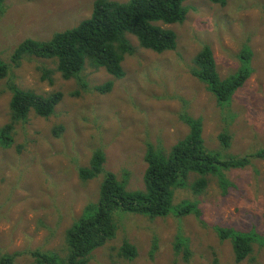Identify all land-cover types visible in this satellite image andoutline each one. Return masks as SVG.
<instances>
[{"label":"rangeland","instance_id":"374dc122","mask_svg":"<svg viewBox=\"0 0 264 264\" xmlns=\"http://www.w3.org/2000/svg\"><path fill=\"white\" fill-rule=\"evenodd\" d=\"M93 1L3 0L0 58L10 75L0 81V128L9 122L8 82L39 95H63L53 115L30 113L26 123L14 126L11 146H0V257L18 254L13 264H31L34 251L63 255L66 229L97 199L101 178L83 184L77 177L95 150L104 154V170L124 180L127 191H142L147 145L167 152L182 139L188 132L182 112L202 120L210 150L220 149L223 132L231 135L224 156L264 148V0H226L223 7L187 0L182 23L161 25L175 33L174 50L157 54L127 35L134 53L122 61L121 79L88 64L78 79L64 80L52 60L26 56L17 66L11 62L20 42L44 41L76 26L89 17ZM203 46L210 48L221 78L240 67L243 48L251 51V75L226 106L191 75ZM109 81V92L95 90ZM222 176L224 187L208 176L196 194L190 185L198 177L190 174L184 188L174 189L173 206L194 203L198 216L149 219L116 212L114 237L87 264H264V160ZM219 228L254 233L252 253L236 263L229 241L218 238ZM179 236L184 243L176 251ZM124 243L135 248L133 259L121 256Z\"/></svg>","mask_w":264,"mask_h":264},{"label":"trees","instance_id":"16d2710c","mask_svg":"<svg viewBox=\"0 0 264 264\" xmlns=\"http://www.w3.org/2000/svg\"><path fill=\"white\" fill-rule=\"evenodd\" d=\"M187 0H94L88 18L76 26L54 33L49 39L37 41L25 39L20 42L11 62L17 66L19 60L32 56L55 62L56 71L64 80L78 79L86 64L94 69L103 68L114 79L124 76L121 63L126 55L134 53V47L127 35L134 37L138 46L161 54L176 47L175 33L161 25L182 23L187 14L184 3ZM213 5L225 6L226 0H207ZM3 0H0V13H3ZM251 51L245 47L240 51V67L232 74L221 78L218 75L213 54L208 46H203L193 58L190 70L217 104L226 106L233 94L249 79ZM10 67L0 58V81L8 79ZM109 81L95 90L104 94L112 89ZM10 93L8 102L9 122L0 128V146H11V133L14 126L26 123L30 113L48 118L62 101L60 92L39 95L22 90L14 83H7ZM5 91H7L5 89ZM181 122L187 127V134L167 152L147 145L144 155L146 168L142 181V191H127L124 180L104 170L105 157L101 150L92 152L87 166L77 169V177L86 183L101 178L96 201L89 200L79 217L66 229L63 243V255L54 252L30 253L31 264H87L92 253L112 239L116 233L114 214L118 211L145 216L149 219L167 218L171 214L176 218L190 214L198 216L194 203L183 201L172 204L174 189H182L190 174L197 179L190 185L194 193H200L208 184L207 177H217L224 187L223 171L243 169L253 161L264 160V148L244 155L225 156L231 144V135L223 132L218 136L219 150L208 149L202 138L203 124L199 118L187 113L180 114ZM218 238L231 244L234 261L245 260L253 249L257 236L250 232H240L231 228L216 230ZM184 243L177 237L175 250L180 251ZM185 255L188 251L185 247ZM120 254L127 259L136 256L135 248L124 243ZM18 254L0 257V264H13Z\"/></svg>","mask_w":264,"mask_h":264}]
</instances>
